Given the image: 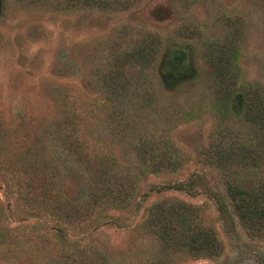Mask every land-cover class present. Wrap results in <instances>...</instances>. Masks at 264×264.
<instances>
[{
	"label": "rangeland",
	"instance_id": "obj_1",
	"mask_svg": "<svg viewBox=\"0 0 264 264\" xmlns=\"http://www.w3.org/2000/svg\"><path fill=\"white\" fill-rule=\"evenodd\" d=\"M236 187L264 192V0H0V264H264Z\"/></svg>",
	"mask_w": 264,
	"mask_h": 264
},
{
	"label": "trees",
	"instance_id": "obj_2",
	"mask_svg": "<svg viewBox=\"0 0 264 264\" xmlns=\"http://www.w3.org/2000/svg\"><path fill=\"white\" fill-rule=\"evenodd\" d=\"M149 43H145L144 46H146ZM154 44H149L148 45V52L150 53L151 51V46ZM148 52H146L145 54H147ZM223 54H225L223 56ZM220 54L219 59H217V63L222 67L225 68V65H227V63L231 60V55H228L225 53ZM141 56V54H140ZM142 57V56H141ZM143 58V57H142ZM250 112V111H249ZM253 112V111H252ZM252 112H250V114H252ZM253 119L258 118V114L255 113L252 117ZM145 153V150H143L142 148H140L138 150V154L143 155ZM163 163L156 161V163H149V169L152 170H157V168L161 167ZM169 165L171 166V163H169ZM147 168V167H146ZM250 194L251 196H253L252 198L248 195ZM235 197L239 198L240 203L237 205L238 208L237 209H241V207H243V213L244 212H248L250 216H259V217H264V192H256V193H249L246 190H243L241 188H237L234 190L233 194ZM249 198H251V203H248ZM181 209H183V211H186V206H182L180 207ZM173 210V209H172ZM172 210H168V212L170 213L168 215L169 220H173L174 223L177 226H181L180 227L182 229V231H186L188 234H190V238L189 240H186L185 246H187L190 250L193 251H203V252H207L208 254H213L216 252L217 250V245L218 242L216 241L213 232L209 233L207 230L205 229H199V231H192V227H194L192 224H190V217L189 215L187 216V219L178 211H176V213H174ZM241 212V210H240ZM174 216V217H173ZM188 222V223H187ZM191 229V230H190Z\"/></svg>",
	"mask_w": 264,
	"mask_h": 264
}]
</instances>
